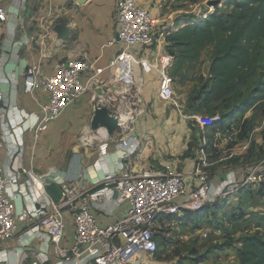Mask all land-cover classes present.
<instances>
[{"label":"crops","instance_id":"0c3cea01","mask_svg":"<svg viewBox=\"0 0 264 264\" xmlns=\"http://www.w3.org/2000/svg\"><path fill=\"white\" fill-rule=\"evenodd\" d=\"M137 2L151 12L160 36L149 48L136 46L129 49V56L122 63L118 55L123 50V44L118 41L115 21L117 0H87L84 3L76 0L6 1L7 19L0 21V141H3L0 145V163L6 166L14 151L16 162L29 172L21 180L28 181L25 182L22 196L16 200L17 212L26 198L37 197L43 192L40 184L31 183L37 174H47V184L52 181L58 186L54 179H59V175L64 178H77L79 175L80 178L76 179L78 188L87 189L97 185L106 170L119 171L123 166L136 172L157 170L164 162L172 161L186 175L187 186L193 188L197 184L198 165L203 164V169H206L212 164L210 187L211 190L220 191L224 187L223 182L240 179L248 169V164L237 163L239 160L236 162L240 158L236 156H241L243 150L246 152L250 136L236 140L226 148L227 158L235 157L234 164L209 163L206 161L209 153L203 146L193 153L197 157L189 155L191 133L187 123L171 106L178 101L176 98L173 102L168 101L159 95V68L162 56L168 54V42L161 33L173 24L174 17L158 15L153 1V7L150 0ZM61 29L65 30L64 34L60 33ZM113 39L116 41L110 43ZM83 52L93 63V68L83 77L87 84L86 91L48 129L35 131V114L40 104L47 101V96L39 89L26 90L24 72L29 66L40 64L42 71L50 74L57 62L79 58ZM139 59H147L151 70L145 72L138 63ZM112 61L115 62L113 65ZM120 80L126 82V87L130 83L134 85L137 93L133 98L134 95L127 90L125 101L117 104L116 85ZM102 105L120 117L119 129L109 135L99 134L100 130L94 131L90 126L94 108ZM212 138L216 139L214 133ZM212 138L209 136L208 144L212 143ZM126 153H129L128 157ZM199 159L200 162L197 161ZM244 190L246 188L230 196L216 197V202L207 205L205 212L211 213L212 221L214 212H233L242 202ZM229 197H232L231 203L226 205ZM220 206L222 209L218 210ZM93 211L99 222L107 225L124 214L125 206L113 209L111 216L96 209ZM192 214V219L187 215L168 216L163 226L184 222L192 225L194 222L197 227L206 221L213 223L205 215L199 222L200 215ZM64 217L62 245L68 247L73 243L75 230L68 213ZM24 229L25 223L20 222L16 235L0 244V264H36V257L29 252L20 260L19 251L24 249L50 252V243L45 235L42 239L30 240L25 246L20 243L18 236ZM198 229L201 236L205 232L209 234L208 227ZM217 229L213 231L221 233L222 228ZM240 244L241 240L237 245ZM152 257H144L140 264H160ZM45 264L77 263H57L50 258Z\"/></svg>","mask_w":264,"mask_h":264},{"label":"built area","instance_id":"2783aa9c","mask_svg":"<svg viewBox=\"0 0 264 264\" xmlns=\"http://www.w3.org/2000/svg\"><path fill=\"white\" fill-rule=\"evenodd\" d=\"M6 1L0 0V21L7 19ZM115 21L118 41L123 44L118 55L122 63L129 56V49L136 46L149 48L160 36L151 12L137 0H117ZM171 62L169 54L162 56L159 95L173 102ZM138 63L145 72L152 68L147 59H139ZM92 68L88 54L83 52L79 58L57 62L50 74H45L40 64L26 69V90L39 89L47 96V101L40 104L35 114V131L48 129L86 91L83 77ZM14 153L10 154L6 166L0 163V244L16 235L20 222L25 223L24 231L18 236L20 243L25 246L30 240L42 239L44 235L50 243L49 253L34 249L19 251L20 260L29 252L36 257V264H45L50 258L57 263L140 264L144 257L156 253L158 229L168 216L198 213L207 205H213L220 195L230 196L241 188L258 187L264 182V156L253 167L249 166L240 179L223 182L220 191L211 190L212 180L203 164L196 170L197 184L190 188L186 175L172 161L164 162L157 170L136 172L127 166L119 171L106 170L101 181L87 189L78 188L76 179L79 175L77 178L59 175V179H54L61 190L58 200L45 190L47 174H37L31 183L40 184L43 192L37 197L26 198L17 212L16 200L22 196L28 181L21 180L29 172L16 162ZM122 206H125L124 214L107 225L101 224L93 211L96 209L111 216L113 209ZM65 213L71 217L75 230L73 243L68 247L62 245ZM207 236V232L202 234L204 238Z\"/></svg>","mask_w":264,"mask_h":264},{"label":"rangeland","instance_id":"374dc122","mask_svg":"<svg viewBox=\"0 0 264 264\" xmlns=\"http://www.w3.org/2000/svg\"><path fill=\"white\" fill-rule=\"evenodd\" d=\"M152 1L154 7L157 8L156 13L158 15L173 16L175 20L182 15L199 14L203 16L211 10H226L230 0H150L151 5ZM209 66L210 50L206 49L201 54L199 62L189 64L178 72H175L173 68L170 71L173 77V99L176 98V101H178L177 103L174 101L171 106L178 116L182 117L187 123L191 133L188 153L192 157H197L193 153H196V148L203 146L209 153V156L206 157V161L209 163L215 161L214 165H224L234 164L239 160L237 163H246L248 166L253 167L264 156V113L259 108L260 101L253 104L242 117L226 120L225 126H219L218 121L224 115L236 113L240 108L239 105L244 102L247 96L249 97L259 85V82L264 80V54L254 81L241 88L242 94L239 97L234 96L231 99L214 101L200 108V99L208 89ZM116 89L118 92L117 104L125 101L127 90L134 95L133 98H136L134 93L136 89L131 83L129 87H126V82L120 80L117 82ZM244 117L252 120L249 145L246 152L243 150L241 156H236L240 158H237L235 162V157L227 158L228 150H225L236 141V135L242 122L241 118ZM213 133L216 139L212 138ZM209 136L213 141L208 144ZM197 161L200 162V159ZM212 166L210 164L206 167L210 175L211 172L209 171H211ZM263 183L262 185H264ZM257 189L251 186L246 188L241 197L242 202L234 208L233 212L229 210V212H223L224 210H221L222 206L218 207V210L222 212L213 213V221L211 213L208 214L204 210L196 213L200 215L201 221L199 222H202V216L205 215L213 223L206 221L197 227H195L194 222L192 225H186L185 222L180 225L170 224L167 227L162 225L158 229L157 239L159 244L156 253L152 257L154 261L160 264H234L236 262L235 247L239 246L237 244L242 236L253 229H259L264 234L262 226L264 223V197L257 196ZM231 199L232 197L228 198L226 205L231 203ZM190 214L192 215V213ZM190 214L187 216L189 217ZM232 215L236 218L232 220L234 224L229 226L228 218L234 217ZM239 215L242 217L246 215V219L243 218L239 222ZM247 219L250 220L244 223V220ZM256 225H260V228H256ZM200 227L210 228L208 237L204 238L200 235L198 229ZM217 227L222 228L221 233L213 231V229L218 230Z\"/></svg>","mask_w":264,"mask_h":264},{"label":"trees","instance_id":"16d2710c","mask_svg":"<svg viewBox=\"0 0 264 264\" xmlns=\"http://www.w3.org/2000/svg\"><path fill=\"white\" fill-rule=\"evenodd\" d=\"M163 36L168 42L167 53L172 57L171 69L175 72L199 62L201 54L206 49L210 50V78L208 89L200 99V108L214 101L239 97L241 88L254 81L263 58L264 0H230L223 11L215 9L203 16L182 15L163 31ZM258 101L264 113V80L239 105L236 113L224 115L218 121L219 126H225L228 119L242 117ZM241 120L236 140L249 137L252 129L250 118ZM257 188V196L264 197V185L261 183ZM193 216L190 214L188 218ZM239 216V222L246 219V215ZM235 218H228L229 226L234 224L232 220ZM249 220H244V223ZM262 226L264 229V223ZM240 240L241 244L235 247L234 264H264V234L259 229H253Z\"/></svg>","mask_w":264,"mask_h":264},{"label":"water","instance_id":"95a60500","mask_svg":"<svg viewBox=\"0 0 264 264\" xmlns=\"http://www.w3.org/2000/svg\"><path fill=\"white\" fill-rule=\"evenodd\" d=\"M78 3H84L87 0H76ZM61 34L65 33L64 29L60 30ZM91 129L98 131L103 129L107 135L114 133L120 127V117L112 111L109 107L102 105L96 106L93 111L92 119L90 122ZM45 190L54 199L61 197V190L55 182H49L45 186Z\"/></svg>","mask_w":264,"mask_h":264},{"label":"bare ground","instance_id":"6f19581e","mask_svg":"<svg viewBox=\"0 0 264 264\" xmlns=\"http://www.w3.org/2000/svg\"><path fill=\"white\" fill-rule=\"evenodd\" d=\"M134 92V91H133ZM137 92L135 91V94H136ZM128 113V112H127ZM126 126V125H125ZM100 131H99V134H106V132L103 130V129H99Z\"/></svg>","mask_w":264,"mask_h":264}]
</instances>
